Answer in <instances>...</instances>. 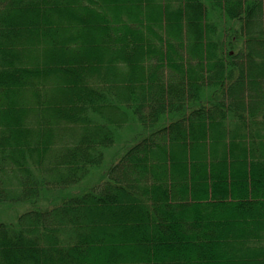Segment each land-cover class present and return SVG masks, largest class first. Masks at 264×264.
Segmentation results:
<instances>
[{
    "label": "trees",
    "instance_id": "16d2710c",
    "mask_svg": "<svg viewBox=\"0 0 264 264\" xmlns=\"http://www.w3.org/2000/svg\"><path fill=\"white\" fill-rule=\"evenodd\" d=\"M0 264H264V0H0Z\"/></svg>",
    "mask_w": 264,
    "mask_h": 264
}]
</instances>
